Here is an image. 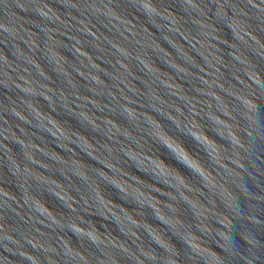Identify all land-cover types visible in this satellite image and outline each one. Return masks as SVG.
Wrapping results in <instances>:
<instances>
[{
    "label": "water",
    "instance_id": "obj_1",
    "mask_svg": "<svg viewBox=\"0 0 264 264\" xmlns=\"http://www.w3.org/2000/svg\"><path fill=\"white\" fill-rule=\"evenodd\" d=\"M153 2L0 0V264H264V0Z\"/></svg>",
    "mask_w": 264,
    "mask_h": 264
},
{
    "label": "clouds",
    "instance_id": "obj_2",
    "mask_svg": "<svg viewBox=\"0 0 264 264\" xmlns=\"http://www.w3.org/2000/svg\"><path fill=\"white\" fill-rule=\"evenodd\" d=\"M149 3H154L153 2V0H149ZM143 7V6H142ZM143 9H144V11L148 14V11H147V9H145L144 7H143ZM197 139V138H196ZM198 140V139H197ZM165 146H167L169 149H171L167 144H165ZM172 150V149H171ZM172 151H174V150H172ZM175 152V151H174ZM178 155V154H177ZM178 157L186 164V166H188L190 169H192V170H194L195 172H197V170L195 169V168H193V167H191L184 159H182L179 155H178Z\"/></svg>",
    "mask_w": 264,
    "mask_h": 264
}]
</instances>
